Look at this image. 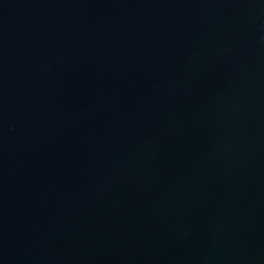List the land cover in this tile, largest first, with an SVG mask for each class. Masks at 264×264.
Listing matches in <instances>:
<instances>
[{
    "label": "water",
    "instance_id": "1",
    "mask_svg": "<svg viewBox=\"0 0 264 264\" xmlns=\"http://www.w3.org/2000/svg\"><path fill=\"white\" fill-rule=\"evenodd\" d=\"M0 264H264V0H0Z\"/></svg>",
    "mask_w": 264,
    "mask_h": 264
}]
</instances>
